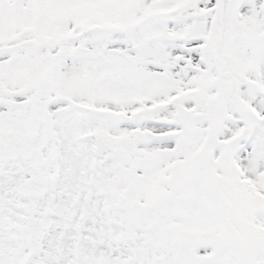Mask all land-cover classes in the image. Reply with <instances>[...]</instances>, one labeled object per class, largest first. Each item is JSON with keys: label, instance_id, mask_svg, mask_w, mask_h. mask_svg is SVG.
Returning <instances> with one entry per match:
<instances>
[{"label": "snow or ice", "instance_id": "6c2138e0", "mask_svg": "<svg viewBox=\"0 0 264 264\" xmlns=\"http://www.w3.org/2000/svg\"><path fill=\"white\" fill-rule=\"evenodd\" d=\"M0 264H264V0H0Z\"/></svg>", "mask_w": 264, "mask_h": 264}]
</instances>
